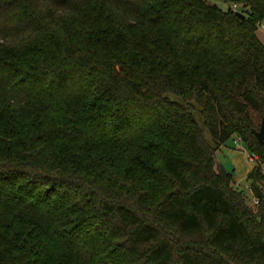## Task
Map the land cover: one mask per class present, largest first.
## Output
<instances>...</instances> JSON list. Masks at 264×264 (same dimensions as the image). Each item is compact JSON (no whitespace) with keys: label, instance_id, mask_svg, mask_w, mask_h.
Returning <instances> with one entry per match:
<instances>
[{"label":"trees","instance_id":"16d2710c","mask_svg":"<svg viewBox=\"0 0 264 264\" xmlns=\"http://www.w3.org/2000/svg\"><path fill=\"white\" fill-rule=\"evenodd\" d=\"M222 1L0 0V264H264L217 160L264 163V0Z\"/></svg>","mask_w":264,"mask_h":264},{"label":"rangeland","instance_id":"374dc122","mask_svg":"<svg viewBox=\"0 0 264 264\" xmlns=\"http://www.w3.org/2000/svg\"><path fill=\"white\" fill-rule=\"evenodd\" d=\"M212 2L217 3L223 8H228L229 3L224 2L222 0H211ZM258 32L260 36L264 38V26L260 25ZM254 117L258 123H261V119L258 115L254 113ZM234 141V143H233ZM235 144V145H233ZM223 149L218 150L217 152V160L220 164H223L227 170L233 173V177L235 178L234 186L243 189L246 191V194L249 199V203L252 205H256L253 191H250L247 186H250V181L247 178L246 172L250 168V166L256 164L255 161L249 159V151L245 148L244 144L237 146L235 143V138L230 139L226 145L222 146ZM262 165L264 170V163L262 161L259 162ZM254 198H253V195Z\"/></svg>","mask_w":264,"mask_h":264},{"label":"water","instance_id":"95a60500","mask_svg":"<svg viewBox=\"0 0 264 264\" xmlns=\"http://www.w3.org/2000/svg\"><path fill=\"white\" fill-rule=\"evenodd\" d=\"M237 15H239L242 18L246 17V14L242 11H237ZM255 133L260 140H264V116L262 118V122H261L259 130H255ZM220 167H221L222 172L226 174L227 168L223 164H220ZM256 189L258 191L259 196L261 198L264 197V193L262 192L261 188L257 186Z\"/></svg>","mask_w":264,"mask_h":264},{"label":"built area","instance_id":"2783aa9c","mask_svg":"<svg viewBox=\"0 0 264 264\" xmlns=\"http://www.w3.org/2000/svg\"><path fill=\"white\" fill-rule=\"evenodd\" d=\"M230 7L233 9V10H240V4L238 3H232L230 5ZM235 143L237 144V146L239 145H243V140L240 136H236L235 137ZM249 159L252 160V161H255L256 163H259L260 160H259V157L257 154L255 153H249ZM249 188L250 191H253L252 188L250 186H247ZM255 202L257 203L258 202V198L256 197L255 198Z\"/></svg>","mask_w":264,"mask_h":264},{"label":"crops","instance_id":"0c3cea01","mask_svg":"<svg viewBox=\"0 0 264 264\" xmlns=\"http://www.w3.org/2000/svg\"><path fill=\"white\" fill-rule=\"evenodd\" d=\"M261 25H263L264 26V21L261 23ZM260 27V26H259ZM259 29V28H258ZM257 33H258V35H259V37H260V39L264 42V38H263V36H260V34H259V32L257 31ZM233 143H234V141H233ZM226 145V144H225ZM233 145H235V144H233ZM222 146H224V145H221V147H220V150H222L223 149V147ZM256 164H254V165H252V166H250V168L247 170V172H246V175H248V173L250 172V170L255 166ZM234 183H235V178H234ZM252 194V193H251ZM253 195V194H252ZM253 198H254V195H253Z\"/></svg>","mask_w":264,"mask_h":264}]
</instances>
